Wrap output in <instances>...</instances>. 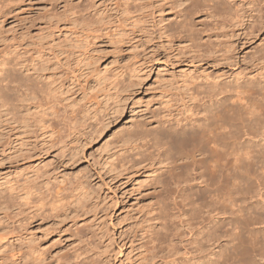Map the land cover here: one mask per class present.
<instances>
[{"label":"bare ground","instance_id":"1","mask_svg":"<svg viewBox=\"0 0 264 264\" xmlns=\"http://www.w3.org/2000/svg\"><path fill=\"white\" fill-rule=\"evenodd\" d=\"M98 1L99 2H96L100 3V0ZM113 1L116 2L115 5L117 9L123 10L126 14H130L132 9L137 7L134 6L137 0ZM263 1L264 0H170L173 9L174 7H179L180 9L173 18L170 16V18H172L171 20L166 21V17L162 22L158 21L160 24H163L159 28L160 37L178 36L186 41H191L192 46H194V51L197 55H201V52H206L209 49V43L212 42L213 35L216 34L217 30H225L228 26L244 27L247 18L249 21H247V25L245 26L247 29L245 30L247 31V33H245L246 37L255 35L260 29V25L264 23V10L261 4L264 3ZM73 2L72 0H63V7L60 10H57L56 6L53 9L51 8L54 6L53 2L50 9L49 6L47 7L49 10L52 9L50 12L48 11L49 18L44 13L46 18L44 17L45 15L43 17L46 19V23L42 25L38 23L39 26L37 25L36 32L34 31L35 33L33 32V35L29 38L31 39L30 43H28L30 44V48L22 44V46H16L18 45L17 42V44H15L16 47L4 48L5 45H1L0 137L4 142V147L10 149V151L15 154L14 156L20 159L30 156L29 154L32 153V150H29L30 148L28 149L30 153L27 151V145L30 143V139L33 138L32 136H35L33 133L39 131V129L43 130V134H47L48 138H58V141H65L60 125H64L68 129V134L65 132V138L66 136L70 137L73 135L74 140H79L80 145L77 143L78 141L72 140L71 144L76 142L79 146H74L73 149L71 148V154H69L70 159H76L78 158L77 155L87 146V143L84 141L89 140V142L87 141L89 144L90 142L92 143L98 140V138L106 132L107 126L110 124L107 122V119L112 118V114L114 116L115 112H119L118 114L120 116L125 109L124 101L126 99L123 100L124 97L122 98L121 96L123 91L120 90L121 88L117 87L123 79L117 84L115 81L116 78L111 80L105 74L101 76V71H99L101 79H99L98 83L110 79L111 85L108 82L110 86L108 89L103 86L106 90H97L96 93L92 91V88L89 87L88 89L87 87L86 89L89 91L91 90L95 94V97L92 95L93 93L90 94L91 92H88L89 95H87L88 97L86 96V100H89L92 96L91 99H94L91 102H87V104H89L86 108H79V105L77 106V103L73 101L74 99H71L73 97L70 98V96H68L69 94L67 95L69 90L67 86L69 79L68 69L72 70L73 67L66 68L67 70L63 69L64 71L61 70V64L64 61L63 58H67L66 61L69 64L70 58L72 59L73 57L70 55L78 53V57H86V55L81 52L82 47L85 46L83 39H80L77 34H79L80 31L85 33L86 29L90 31L88 28H92L94 35H96L95 31L102 27L99 26L102 25V20L106 21V19H108V17L105 19L103 14L105 10L103 13L99 12L97 3L95 4L93 1L90 3H83L84 1L77 3ZM252 3H254V5ZM3 4H7V2ZM246 4L248 6L250 4L252 5L248 8ZM139 8L142 11V7L140 6ZM139 8L136 10L138 11ZM160 8L162 7L160 6ZM141 11H139V13ZM161 13H164L162 9L160 14ZM132 14H134V12H132ZM122 16L123 17H120L125 18L124 16L126 15L122 14ZM140 17H142V15ZM140 17L136 15V18ZM109 20L112 22L111 25L114 26L113 23L115 22L111 21L112 18L110 19L109 17ZM109 20H107L108 22L106 21L107 24ZM99 22L100 24H98ZM135 22V24H137V21ZM124 23L127 24L126 22ZM106 25L105 23L103 24V26ZM24 32H27L26 29ZM28 32L31 33L32 31ZM118 33L120 32H117L116 35L121 36V34L118 35ZM20 36L23 37L24 35ZM96 37L97 35L93 37V39ZM2 39L0 36V40ZM21 40L24 39L21 38ZM5 41L9 40L5 39ZM16 41H18V38ZM85 41L87 42V40ZM109 41L113 42L112 38ZM118 42L120 41L118 40ZM115 43L114 41V44ZM233 45L234 44H231L230 47ZM87 49L88 46L86 51ZM257 49L255 51L257 59H262L263 61L264 47ZM83 50L86 52L84 48ZM104 51L105 50L102 49L99 52L104 53ZM92 52L97 53V50H92ZM113 52H115V50ZM88 53H91V51ZM115 53L112 54L115 55ZM76 60L77 63L80 62V59L78 61L77 57ZM83 60L85 63V59H82V62ZM86 60L93 61L94 59L88 58ZM96 60L95 58L94 61L97 62ZM99 61L98 59V62ZM77 63L71 66L77 65ZM90 64L89 62V65ZM114 64H112V66ZM128 64L131 66L130 63ZM134 65L133 63V67ZM85 66L87 67L88 65H84V68ZM93 66H95V64ZM108 66L111 67L109 64ZM65 67H67V65ZM78 68L81 70V67ZM99 68L97 69L99 70ZM117 68H119V66ZM106 69L103 70L106 71ZM127 69L131 70L133 68L129 67ZM138 70H136V72ZM66 71L67 73H65ZM108 71L109 69H107V72ZM118 71L117 73H119ZM75 72L77 73L75 70L72 73ZM109 72L113 71L110 70ZM124 73L127 72L125 71ZM88 74H86V79L89 78V75H93ZM99 74L96 73V76ZM113 74L116 75L115 72H113ZM133 75H135V73ZM145 75L146 74L142 76L147 78ZM135 76L131 77L134 78ZM258 77L261 78L257 79ZM258 77L256 79L254 78L255 81H251V79L249 81H241L240 78L235 77L232 82L213 79L206 83H199L194 89V93L190 95V99L197 100L198 102L195 101L197 104L201 101L204 102L200 104L201 108L199 109L196 108V104L194 107L188 105L186 109V111L193 112L190 116L198 111L195 118H190L189 120L184 118L178 121L175 120L174 122L177 123H174L173 119L164 121L155 120L154 123L156 124L154 126H150L153 122L144 123L137 121L133 124L130 123L132 126L130 125L131 127L127 128L120 138L119 136L121 133H119V141L118 143H114L119 144L121 142L119 150L123 151V153L118 156L120 158L118 164L120 165L119 170L121 174L130 178L134 169L151 160H157L159 164L164 163L168 168H166L167 171L165 172L163 170L165 167L162 169V172H164L163 174H159L161 171L156 174L157 177L152 185L154 190H159L161 193L159 194L160 197L158 196V200L156 197L157 195L155 196L157 192H153L156 201L158 200V204L156 201L155 204L159 205V207L156 205L153 206L158 207L157 209H159V211H156L157 217L155 216V218L158 219V224H154V217H152L154 222L150 220L153 222L152 225H155L152 227L151 241L157 240L160 245L168 242L170 246V248H168L175 253L176 249H178L176 247L177 243H175V238L179 233H177L178 226L174 224L175 220L178 219L174 218L182 219V214L184 215L186 213L190 215L188 216L190 221H186L188 226L191 227L189 228L192 229L189 230V233L191 234L193 228L199 229H196V232L199 231V233L195 238L194 236L196 234L193 235L194 240H192L193 243H195L196 250L205 252L207 247L219 248L218 252H215L216 254L214 253L216 255L214 260H202L200 258L198 263L264 264V74ZM141 78L144 80L143 77ZM137 79L138 78H136V80ZM136 80L133 81H135V83L139 81ZM127 81L133 82L130 81V79ZM87 82L89 81L87 80ZM123 82H125V79ZM129 82L126 84L127 86L137 85L134 86L133 89L135 87L138 88V83H134L133 85L131 83L129 84ZM73 85L75 86V84ZM91 87L93 86L91 85ZM99 87H101V85ZM81 89L83 90L85 88L79 87V90ZM94 89L95 88H93V90ZM90 95L91 97H89ZM113 95H115V99H118L114 102V105L113 103L109 104ZM64 101L67 102L65 103ZM76 101L78 102V100ZM80 101L83 102L85 100L82 99ZM60 106H64L66 109L69 108L70 112H64L65 110L61 112L62 108ZM59 107L61 109H59ZM68 114L73 116L69 118ZM166 122L168 125H165ZM109 144L110 143H107L108 146ZM107 148L108 147H106V149ZM8 149H6L5 153ZM109 158L110 156L108 159ZM111 160L109 162L113 161ZM109 162H106L107 165H111ZM152 166H154V164ZM83 170L85 171V169ZM92 172L93 171H86L82 173L83 175H81V177L78 176L79 178L74 174L76 175V179L73 178L74 181H69V189H67V184H49V180L45 181L39 179V174L33 175L25 173L26 175L24 174L22 176L18 175L16 172L15 175H17L13 177L14 179H6L5 182H3L4 180L2 181L5 187H3L2 191L0 190V211L4 212V214L1 213L3 215L0 216V222H2L1 218L3 220L7 218L9 215H7L8 211H11L13 208L18 221L16 235L18 239V264H98L96 261L97 259L90 257L91 255L88 254L89 252H85V250L80 248L81 246L74 247L73 245L72 250H64L67 248L64 246L66 237L71 238L76 236L77 240L79 239L81 241V238L84 236L82 234V230L84 231L82 225L79 227L77 224L76 229H71L70 231V229H64L63 224L70 219L73 224L71 227L76 225V223L79 222V214L81 213H77L76 211L84 207L87 209L88 203H90L87 198L91 196L90 194L97 192V188L94 187L95 184L93 185L92 183L93 178H95ZM110 172L116 173L115 170H111ZM130 172L132 173L130 174ZM80 174L78 172V175ZM74 175L72 177H75ZM116 175H118V173H116ZM193 179H198L203 187L199 189L196 188V190L193 189L194 192H191V190H189L190 188H186L189 192L185 189L187 193H182L184 190L181 192L182 194L179 193V196L181 195L179 198L180 201H182L181 203L184 211L178 214L179 212L177 213L176 210L181 211L179 208V204L181 206L180 201L176 203V199L172 198L171 200V194L168 193V195H166L162 193V190L166 187L168 188L171 183H176L175 185H178L177 187L179 188V186H181L180 184L193 182ZM189 185L191 186V184ZM2 186L3 185H1V187ZM179 190L181 189L179 188ZM170 191L172 190L169 189V192ZM97 193H99V191ZM174 195L172 194L171 197ZM169 199L172 203H174L173 200L176 201L174 207L171 205L172 203L169 202ZM154 200L155 198L153 201ZM68 210L74 215L72 216L70 213V216L68 214L69 217L67 216V219L66 215ZM86 212L88 213V211ZM183 221H181L180 225L183 224ZM204 223V226H207L204 230H201V228L203 229L204 227ZM43 225L46 226V230H44L43 235L40 236V234L38 235L40 231L39 228L45 227ZM200 225H202V227H200ZM66 231L69 232L68 234L66 233L67 236L66 234L63 235ZM52 235L54 236L50 238ZM124 244L122 246H124ZM157 248L159 247L157 246ZM209 248L207 251H213V249ZM192 259L193 258L182 264H190ZM176 261L177 259L175 260V258L172 260L175 264Z\"/></svg>","mask_w":264,"mask_h":264},{"label":"rangeland","instance_id":"2","mask_svg":"<svg viewBox=\"0 0 264 264\" xmlns=\"http://www.w3.org/2000/svg\"><path fill=\"white\" fill-rule=\"evenodd\" d=\"M55 1L57 0H54V1L53 0L52 1L51 0H16V1L15 0H0V7H1L0 12L2 11L0 13V17H1L0 18V36H1V39L3 37L2 39L3 41H5V39L9 40L5 42L0 40V42H3V43H0V49H1L2 44L5 45L4 48H7V47H14L15 44L17 43L18 45L16 46H20L22 44L23 46L30 48L29 47L30 44L28 43H30L31 39L29 38L33 35V32L37 30V27L39 25L46 23L45 21L46 15L49 18L48 14L55 6L57 10L58 9L60 10L63 7L62 6L63 0H59L57 2ZM72 1H74L73 3L82 2V1H84L83 3H90L93 1L95 2V4L99 2L98 0H72ZM137 1L135 2V5H134L137 7L133 6L134 8L132 9V12H134V14H132V12L130 14L129 13L126 14L123 10L117 9V6L115 5L116 3L115 1L113 0H102L101 1L100 0V3H97V6L99 7V12L103 13L105 10L106 13L104 12L103 14L105 16V19L108 17L106 21L109 20V17L110 19L112 18L111 21L115 22L113 23L114 26L111 25L112 22H110V20L108 24H107L108 21L106 22L102 20L103 21V23H101L102 25H99L102 27L98 29L97 31H95V34L97 35V37L94 39L93 37H95L96 35H94L93 33L94 31H92L93 30L92 28H88L90 29V31L86 29L85 33L83 31H80L83 35H85L83 36L80 32L79 34H77L80 37V39H83V43L85 45L84 47H82V50L81 49L80 50L82 54L84 53V55H86V57L81 55L82 58H80L78 57L79 55L77 53L74 55H70L71 57L72 56L73 57L72 59L70 58L69 64L66 61L67 58L65 57H64L65 59L63 58L64 61L62 60L64 63L66 62L65 65L63 62L61 64L62 65L61 70L63 69L67 70L66 68L73 67L72 70L68 69L69 79L67 82V86L69 90H68L67 95L69 94L68 96H70V98L73 97L71 99L72 100L74 99L73 101L77 103L76 104L77 106L79 105V108H86V106H88L89 104V103L87 104V102L93 101L94 98L93 99L91 98L93 96L95 97V94L93 93L94 91L95 93L97 92V90L104 91L106 90L104 89V87L108 89L110 87L109 83L111 85L112 79L116 78L115 81L117 82V84L120 81H122V79L123 81L125 79V82L123 81L120 82V85H119L120 87L117 85V87L121 88L120 90L123 91L121 94L122 98L124 97L123 100L126 99L124 101L125 103V106H124L125 109L123 110L124 113L122 112V114L119 116L118 114L119 112H115L113 116L111 112L112 118L107 119V122L110 124L108 125V123L106 122L108 125L106 132L100 138H98V140L92 143L90 142L88 144L89 140H85L84 142L87 143V146L85 147V149L83 148V151H81L77 155L78 158L76 159L75 158L70 159L69 154H71L70 152L74 146L77 147L80 145L79 140H74L73 135L70 136L71 138L66 136L67 138L66 139L65 135L68 134L67 133L68 129L64 125H60V127H62V132H63L62 134L64 136L63 139H65V141L63 142L62 140L58 141V138H50V137L48 138L47 134L46 135L43 134L44 133L43 130L39 129V131L34 132L33 135L35 136H32L33 138L30 139V143H29L30 146L29 144L27 145V151L32 150V153H30L29 151L30 156H26L23 159H20L17 156H14L15 154L12 151H10V149L5 148L3 145L4 142L3 140H1V137H0V190L2 191L3 187H5L4 183H2L3 180H4L3 182H5L6 179L7 180L14 179L13 177H16L17 174L23 176L25 173L33 174V175L39 174L40 175L39 179L45 180V181L49 180L50 181L49 184H52V185L53 184L56 185L60 183L67 184V189H69L70 182L76 179V175L77 177L78 176L81 177V175H83L82 173H85L86 171H90V172L93 171L92 174H94L93 176L95 178H93L94 182L92 181V183L93 185L95 184L94 187L97 188L96 191L97 192L99 191V193L97 192L92 193L90 194L91 196L87 198L89 199L88 202H90L88 203V207H87L88 210L85 207L80 209L81 211L80 210L78 211L76 209L77 213L81 212L79 214L80 223L78 222L76 223V225L71 227V225L73 224L71 223L70 219H68L69 217L68 214L70 215L71 213L72 216L74 214H72V212L68 210L67 215H66V218L68 220L66 221V223L63 224L64 229H67V230L70 229V231L71 229H76L77 224L79 225V227L82 225L84 227V231L82 230V234L84 236L81 238V241L79 239L77 240L76 236L71 237V238L66 237L64 246L67 248L64 247L65 248L64 250H67V249L72 250L73 245L74 247L81 246L80 247L81 249L85 250V252H89L88 254L91 255L90 257L97 259L96 261L98 264H172L173 263L172 260H174V258L175 260L177 259L176 264H182L183 262L189 261L191 258L193 259L191 260L190 264H193V262L194 264H201V263H198L199 262L198 260L200 258L202 260H207V259L214 260V257H216L215 252H218L219 248L218 247H214V248L207 247V249L208 248L213 249L214 252L212 250L207 251V249L205 252L196 250L195 245H194L195 243H193L192 240H194V238L198 235L199 231L198 232L196 231L199 229L196 228L197 229L196 230L193 228V231L191 232V234L189 233L190 232L189 230H192V229H190L191 227L188 226L186 221H190V219H188L189 218L188 216L190 215L186 213L184 215L182 214L181 216L182 219L174 218V219H178V220H175L174 224L178 226L177 233H179V235L175 238V243L178 244V245L176 244V247L178 249H176L175 253L173 252V250L170 251L169 249L170 246L168 245V242H165L163 245L162 244L160 245V243L157 242V240H153L154 241L153 242L150 239L152 236L151 235L152 230H153L152 227L158 224V219H156L155 216L157 217L156 211L157 210L159 211V209H157L159 205L157 204L159 200L158 196L160 197L159 194L161 193V191L159 190H154L152 185L154 184V181L157 177L156 174L159 173V171H161L159 174H163L165 171H167L166 170L167 166H165L164 163L159 164L157 160H154L155 162L151 160V161L145 162L141 166H138L136 169L132 171L133 173L130 172V174L132 173V176L128 178V176L121 174L119 170L120 165L118 164V162L120 158L118 156L122 155L121 153H123V151L119 150L121 142L119 144H115L114 142L118 143L119 138L125 132V130L127 128H130L132 126L131 124L137 121L144 122V123L153 122L152 124H150V126L151 125L154 126L156 124L154 123L155 120L164 121V120L173 119V122H174L175 120L178 121L179 119H183V118L187 120H189L190 118H195L198 111H196V113L190 116L193 112L186 111V109L188 105H191L192 107H194L195 104H196L195 106H197L196 108L198 109L201 108L200 104H202L204 101H201L200 103H198L199 104L198 105L197 100L190 99L191 98L190 95L194 93V89L197 87L199 83H206L213 79H216L218 81H224V82H232L233 79H235V77L240 78L241 81H249L250 79L251 81L252 80L255 81V79L258 76L263 75L264 74V60L262 61V59L260 60L257 59V54L255 53V51L257 48L261 49L262 47H264L263 46L264 44V23L263 25H260L261 27L257 31V33H255V35L248 36V37H246V34H245L247 33V31H245L247 30L245 26L247 25L246 24L247 21H249L248 18L246 19L244 27L239 28L238 26L237 27L228 26V28H226L225 30H222V31L221 29L217 30L216 34L213 35L212 42L209 43V49L206 52H201L200 53L201 55H197V53L194 51V46H192L191 41H186L183 38L178 37V36L160 37L159 28L163 24L162 23L160 24L159 22L160 21L162 22V20L166 17H167L166 21L171 20L173 16L176 14V12L179 11L180 9L179 7H176V8L174 7L173 9V7H171L172 5L170 4V0L168 1L166 0L167 2L165 0H139L138 2ZM6 2L7 4H3ZM52 2L54 6L51 5ZM118 2H120V0ZM252 4L254 5V3ZM261 4L264 10V3H261ZM57 5L59 6V8ZM250 5L248 6L246 4V7L249 8ZM48 6H49V9H50V6H52L51 7L52 9L49 10L47 8ZM140 6L142 7V11L139 8ZM160 6L162 8H160ZM138 8L139 10L137 11L136 9ZM161 9H162V12H164L163 14L162 13L160 14ZM111 10L113 13L111 12ZM135 11H136V14H135ZM139 11L141 12L139 13ZM122 14L126 15L124 16L125 18H121L123 17ZM136 15L137 17H140L142 15V17L136 18ZM3 16H4V20H3ZM115 16H117L118 18ZM170 16L172 18H170ZM38 18H40L41 20ZM135 21H137V24H135L136 23ZM124 22H126L127 24H125ZM104 23L105 25L106 24L107 25L103 26ZM98 24H100V22ZM25 29L27 32H24ZM28 31L30 32L32 31V32L29 33ZM117 32H120L118 33V35L121 34V36L120 35L117 36L116 35ZM20 35H24V36L21 37ZM17 38H18V41H16ZM21 38H23L24 40H21ZM111 38L113 42L109 41ZM85 40H87V42ZM118 40L120 42H118ZM114 41L116 42L115 44H114ZM101 42L104 43L105 45L102 44ZM109 42L111 43L108 44ZM10 43H13V44H10ZM86 44L88 46L87 51H86V48H87ZM231 44H234V45L230 47ZM83 48L85 49L86 52H84ZM98 49L99 51L102 49L105 51L104 53H101L102 51L99 52ZM92 50L93 51L97 50V53H99L100 55L97 54L96 52L93 53ZM114 50L116 53L113 52ZM1 51L2 50H0V52ZM90 51L92 54L88 53ZM112 53H115V55ZM76 57L78 58V61L80 59L81 64L80 62H78L79 64L77 63ZM88 58L92 60L93 59L95 60L96 58L97 62H95L94 60L93 61L95 63L91 60L87 61L86 59ZM82 59H85L86 64L84 63V60L82 62ZM98 59L100 60L99 62H98ZM89 62L91 63L90 64L91 67L89 65ZM75 63H77L78 66L77 65L71 66L72 64H75ZM128 63H130L131 66H129ZM133 63L135 64L134 65L135 68L133 67ZM94 64L95 66H93ZM108 64L111 65V67L108 66ZM112 64H114L113 65L114 67L112 66ZM66 65L67 67H65ZM84 65H88L87 67L85 66L86 69L84 68ZM118 66L121 70L117 68ZM124 66L127 68L129 67L133 68L134 70L127 69ZM78 67H81V70ZM137 67L139 68V70ZM97 68H99V70ZM106 68L109 69V71L112 70L113 72H115L116 75L113 74V72H109V71H108L109 72L108 74ZM89 69L91 72L89 71ZM94 69H97L98 71ZM103 69L104 70L106 69V71H104ZM115 69H118L119 71ZM74 70L77 71V73L76 72L72 73ZM136 70L138 71L136 72ZM99 71H101V76L105 74L111 80L106 79V80H103L101 83H98L99 79H101ZM117 71L119 73H117ZM121 71H122V75H121ZM123 71L124 72L126 71L127 73H124ZM65 73H67V71ZM85 73L86 74L89 73L93 75L88 74L89 78L86 79L87 76ZM96 73H98L99 75L96 76ZM134 73L136 76H138L139 74V76L136 77L135 75H133ZM130 74L131 76H135V77L134 78L131 77ZM144 74H146L145 76L147 78L142 76ZM128 77L130 81L136 80V78H138L136 81L138 80L139 81L136 83L135 81H133L131 83L127 81L129 80ZM141 77H143L144 80H142ZM259 78L261 77H258L257 79ZM87 80L90 83L87 82ZM128 82L129 84L131 83L133 85L134 83L135 84L138 83L139 86L138 88L135 87L136 88L135 90V88L133 89V87L137 85L130 86L128 84L129 86H127L126 84ZM73 84H75V86ZM90 84L93 87H91ZM99 84L101 85L102 89L101 87H99L100 86ZM79 87L85 88L83 89L84 92L82 89L79 90ZM87 87L88 89L89 87L92 88L93 92L91 90L89 91L88 89H86ZM93 88L95 89L93 90ZM75 91L77 94L75 93ZM88 92H91L90 94L93 93L92 94L93 96L91 97L90 95L89 97L91 98H89V100L88 99L86 100V98L88 97L87 95H89ZM131 95H132V98H131ZM114 96L115 95H113L112 99H110L109 104L113 103L114 105V102L118 100V99H115ZM82 99L86 101V102L83 101L85 104L82 101H80ZM76 100H78V102ZM60 107L64 109L62 110ZM60 107L59 109H61V112H63L64 110H65L64 112H67V113L70 112L69 108L66 109L64 106H60ZM70 114H68L69 118L73 116ZM0 121H1V118H0ZM174 123H177V122H174ZM165 125H168V123L166 122ZM119 133L121 134L118 138ZM72 140L78 141L77 143L79 145L76 144V142H73L74 144H71ZM105 141L107 143H110L109 146L107 145ZM106 147L108 148L106 149ZM6 149L8 150L5 153ZM107 151H108V154H107ZM107 156L108 157L110 156V158L108 159ZM105 160H107L108 162L111 160L112 162H109L111 163V165L109 163L108 164L110 166H112L113 164L114 165L110 167L109 165H107L106 163L107 161ZM102 164L103 165L106 164V165L103 166ZM153 164L154 166L155 165L156 166L155 167L152 166ZM101 168H102V171H101ZM83 169H85V171ZM156 169H159V170H156ZM162 169L164 170V172H162L163 171ZM33 170L36 172H34ZM111 170L112 171L115 170V172L118 173V175H116V173L114 172H110ZM80 171L81 172L83 171V172L81 173ZM16 172L17 174L15 175ZM20 172H22L23 174ZM78 172L79 174L80 173L81 174L78 175ZM73 175L75 177H72ZM191 182L180 184L181 186H179V188L181 190H179V188L177 187L178 185L177 186L175 185L176 183L175 184L171 183L168 188L166 187L164 188V190H162V193L166 195H168V193H170L171 195L172 194L174 195L175 193V195L172 197L170 195V198L171 200L172 198L176 199L177 202L173 200L174 203H172L171 200L169 199V202L172 203L171 205H173L174 207L175 202L179 203L180 201L179 197L181 195L179 196V193L185 194V192L187 193V191L189 192V190H191V192H194L193 189L196 190V188L199 189L203 187L198 179L196 180L193 179V182H192L193 184ZM189 184H191V186ZM1 185L3 186L1 187ZM186 188L188 189L190 188V189L188 190ZM169 189L172 191L169 192ZM174 191H176L177 193ZM153 192L154 193L157 192V194H155V196L157 195L156 196L158 199L157 201H156V197H154ZM154 198L155 200L153 201ZM155 201L157 204H155ZM181 202L182 201H180V203ZM153 205H156L158 207L153 206ZM179 208L181 209V211H178L175 209L177 213L179 212L178 214L184 211L182 203H181V206L179 204ZM85 209L86 211H88V213L85 211ZM9 211L7 213V215L8 214L9 215L7 216V218H5L6 220L5 219L3 220L1 218L2 222H0V229H1L0 230V264H18L19 263L18 258H17V245H18L17 240L18 239L16 237L18 221H17L16 215L14 213L15 211L13 210V208L11 209L10 213ZM1 213L4 214V212L0 211V216L3 215ZM85 213L87 214L83 215ZM152 217H154L155 220ZM150 220L152 221L154 220L155 222L154 221L153 222L155 225L154 224L152 225L153 222ZM180 220L181 221L184 220L182 224L183 226L180 225L181 224ZM204 225L205 223L203 224V226ZM206 226H204L203 229L201 228V230H204ZM200 227H202V225H200ZM41 228L42 227L39 228L40 231L38 233V235L40 234V236L43 235V231L46 230V226L43 227L42 229ZM66 233L68 234L69 232L66 231L65 233H63V235H65ZM193 235H195L194 238H193ZM53 236L54 235H52L50 238H52ZM74 240L76 243L74 242ZM123 244L124 246H122ZM157 246L159 248H157ZM88 249H90L91 251Z\"/></svg>","mask_w":264,"mask_h":264}]
</instances>
